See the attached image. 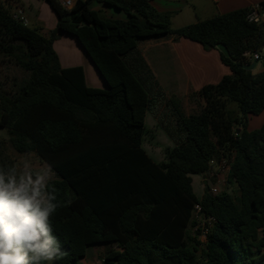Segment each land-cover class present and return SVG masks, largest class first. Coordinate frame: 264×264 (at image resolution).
<instances>
[{
    "label": "trees",
    "instance_id": "trees-1",
    "mask_svg": "<svg viewBox=\"0 0 264 264\" xmlns=\"http://www.w3.org/2000/svg\"><path fill=\"white\" fill-rule=\"evenodd\" d=\"M43 1L57 17L49 38L0 2V54L29 74L16 94L0 92V127L17 153L36 154L57 176L52 224L66 255L54 264H81L95 245L108 247L102 264H264V125L248 129L249 116L264 111V71L246 70L243 56L264 57V23H249L246 8L173 29L151 0H77L70 10ZM93 3L128 18H104ZM59 33L77 39L106 88L88 86L81 67L61 66ZM162 37L206 51L224 45L230 73L195 93L198 113L178 110L184 137L157 163L143 148L152 99L125 58ZM223 157L237 195L211 194L206 183L197 196L193 177ZM196 204L215 219L205 248L193 234Z\"/></svg>",
    "mask_w": 264,
    "mask_h": 264
},
{
    "label": "crops",
    "instance_id": "crops-1",
    "mask_svg": "<svg viewBox=\"0 0 264 264\" xmlns=\"http://www.w3.org/2000/svg\"><path fill=\"white\" fill-rule=\"evenodd\" d=\"M11 1L13 7L18 11V13L16 11V15H23L27 20L28 5L25 4L23 0ZM263 1L264 0H151V5L156 13L169 16L171 22L175 17L183 14L189 15V13L192 12L194 14L199 12L213 17L240 9L252 8L256 5H260ZM29 7L32 6L29 5ZM40 8L41 6L39 9ZM107 8L111 7L98 3L96 11H106L105 9ZM111 9L115 11V14L106 11L107 19L126 20L128 18L124 12L114 8ZM40 18L41 17L38 15L39 20ZM56 25L57 19L52 22L51 27L56 28ZM38 26L39 25H37L36 28L43 30L42 27ZM41 33L43 32L41 31ZM143 41H145V44L142 45L143 47L140 46V42L138 47L125 58V61L152 99L151 109L147 113L145 119L147 128L145 140L148 136H151L150 139L152 138L156 141L158 140L157 138H159L160 141L165 143L167 148H170L174 146L170 143L171 141H179L184 137L183 129L181 125L178 124V120H180L178 110L180 111L179 106L182 102V97L185 96L187 101L195 99V93L202 87L208 84L219 83L230 71L229 68L222 63L220 51L218 49L206 51L199 43L185 38L174 40L173 37H162ZM79 49L82 50L81 48ZM83 53L80 51V56ZM83 55L84 56H81L82 58L84 57L83 59L79 56V60L72 64L62 63L60 59V64L63 68L81 67L85 75V66H92L93 63L89 57L86 56V53ZM254 61L255 60L252 59L251 64ZM92 67L96 70L94 65ZM261 71H264V68L259 70V72ZM96 73H98V71ZM98 77L99 78H97L94 83L95 85H87L96 88H106V84L102 77L100 75H98ZM149 113L154 114V119L151 118V116L148 119L147 116ZM263 125L264 111L257 116H249L248 129L250 131L257 130ZM152 127H154V129H152ZM196 177L198 176H194L193 179H196ZM196 181L199 183L200 196H202L206 184L205 177H201L200 182L199 180ZM83 260H81V262Z\"/></svg>",
    "mask_w": 264,
    "mask_h": 264
},
{
    "label": "clouds",
    "instance_id": "clouds-1",
    "mask_svg": "<svg viewBox=\"0 0 264 264\" xmlns=\"http://www.w3.org/2000/svg\"><path fill=\"white\" fill-rule=\"evenodd\" d=\"M53 177L31 153L0 165V264H54L66 255L52 224L60 206Z\"/></svg>",
    "mask_w": 264,
    "mask_h": 264
},
{
    "label": "rangeland",
    "instance_id": "rangeland-1",
    "mask_svg": "<svg viewBox=\"0 0 264 264\" xmlns=\"http://www.w3.org/2000/svg\"><path fill=\"white\" fill-rule=\"evenodd\" d=\"M3 1L8 2L10 6H13V3L11 0H0V2H3ZM23 1L25 2V4L28 5L27 6L28 7L27 20L26 19L25 20L27 21L29 26L37 27V25H39L38 27H42L43 29V30H40L43 32L42 34L46 38H49L53 30L55 29L54 27L53 28L51 27L52 22H54L57 19L54 11L43 0H23ZM29 5H31L32 7H29ZM40 6L41 8L39 9ZM97 6H98V3H93L91 4L90 8L97 10ZM105 10L110 12L111 14H115V11L111 8H107ZM13 11L16 12L17 11L16 8H13ZM106 11L100 10L98 12L102 17L107 18ZM38 15L39 17H41L40 20L38 19ZM208 17L211 18L210 16H207L206 14H202L199 12L194 14L192 12V13H189V15H185V14L179 15L175 17L173 20H171L172 23L171 22L170 23L173 29H178V28H181L187 25H191L192 23H195L197 21L208 19ZM143 44H145V41H141L140 46L143 47L142 46ZM79 48L81 47L77 39L66 33H59L57 40L54 42V49L59 59L62 60V63L65 62V63L72 64L73 62L79 60L80 51L82 53L84 52L82 48H81L82 50H80ZM83 54L81 56H84ZM89 66L88 65L85 66V76H86L87 84L93 85L96 79L99 78L98 77L99 74L96 73L97 71L95 69H93L94 68L92 67L93 65L91 67ZM28 78H29V74L26 71L16 66L12 60L4 58L2 54H0V92L1 93L9 95V96L16 94L19 91L20 87L25 83V81L28 80ZM200 105H201L200 101L199 99H197V97H195V99L191 101H187L185 99V96H183L179 109L184 115L196 114L199 112L201 108ZM150 116L151 118L154 119V114L149 113L147 116L148 119L150 118ZM152 129H154V127H152ZM150 137L151 136H148V138H146L145 144L143 147L149 153V155L155 162H161L164 160L163 154H164L165 148L167 147L163 141L159 140V138H157L158 140L156 141L155 139H152V138L150 139ZM170 143H172V146L176 145V141H171ZM21 155H24V154L17 153L12 148L10 141H9L8 132L5 129L0 127V165L12 164L16 162ZM32 159L35 164L42 163L36 154H32ZM201 177L203 176H198L196 177V179H194V189H195V192H197L198 196H200V190H199V183L196 180H199L200 182ZM55 179H57V176L54 173L53 180ZM221 190L222 192L228 191L233 196L237 195V189L233 185H228V184L223 185ZM107 250H108V247L103 246V245L101 246L95 245V246L89 247L88 248L89 255L87 256V258H85L81 262V264H102Z\"/></svg>",
    "mask_w": 264,
    "mask_h": 264
},
{
    "label": "built area",
    "instance_id": "built-area-1",
    "mask_svg": "<svg viewBox=\"0 0 264 264\" xmlns=\"http://www.w3.org/2000/svg\"><path fill=\"white\" fill-rule=\"evenodd\" d=\"M77 0H59L60 4L67 10L72 9ZM15 19L24 21L25 17L23 15H15ZM247 21L253 24L264 23V18L262 15V7L256 5L250 8V12L247 15ZM245 58L251 60H256L259 58L258 54L252 55L250 52H245L243 55ZM230 160L223 157L221 159H214L210 162V169L205 177V182L208 185V190L211 194L219 195L222 192L223 185H227V177L230 170ZM215 223L213 217L205 215L200 204H196L193 213V234L196 236L199 242V248H205L207 242V235ZM198 234V235H197Z\"/></svg>",
    "mask_w": 264,
    "mask_h": 264
},
{
    "label": "water",
    "instance_id": "water-1",
    "mask_svg": "<svg viewBox=\"0 0 264 264\" xmlns=\"http://www.w3.org/2000/svg\"><path fill=\"white\" fill-rule=\"evenodd\" d=\"M82 48V47H81ZM217 49L226 57H229V52L224 45H219ZM246 70L257 74L261 68H264V57L256 59L252 64L244 67Z\"/></svg>",
    "mask_w": 264,
    "mask_h": 264
}]
</instances>
